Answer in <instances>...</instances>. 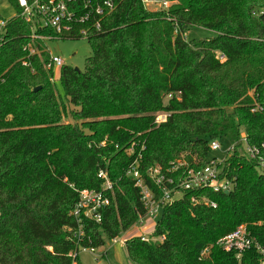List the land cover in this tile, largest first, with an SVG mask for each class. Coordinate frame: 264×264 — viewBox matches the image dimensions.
Here are the masks:
<instances>
[{
	"label": "trees",
	"instance_id": "obj_1",
	"mask_svg": "<svg viewBox=\"0 0 264 264\" xmlns=\"http://www.w3.org/2000/svg\"><path fill=\"white\" fill-rule=\"evenodd\" d=\"M7 1L18 12L16 0ZM168 1H175L168 10L148 11L140 0H117L101 31L88 36L84 70L59 69L63 97L44 68V46L28 56L27 27L16 18L7 26L0 42V264H71L79 246L102 247L145 214L126 175L133 162L158 198L164 187L147 181L148 169L176 168L167 173L176 181L205 167L209 143L221 139L236 143L223 166L232 191L182 192L155 221L152 238L163 240L131 238L125 253L131 264H256L253 252L236 261L218 241L240 225L258 238L264 232L256 226L264 223V174L239 144L241 132L250 145L264 143V0ZM191 29L212 35L186 41ZM254 105L263 112L252 114ZM158 113L167 114L165 123H154ZM99 171L112 183L109 204L100 223L82 221L77 243L71 212L79 191L100 189ZM201 197L215 208L191 201Z\"/></svg>",
	"mask_w": 264,
	"mask_h": 264
},
{
	"label": "built area",
	"instance_id": "obj_2",
	"mask_svg": "<svg viewBox=\"0 0 264 264\" xmlns=\"http://www.w3.org/2000/svg\"><path fill=\"white\" fill-rule=\"evenodd\" d=\"M116 1L16 0L18 12L12 19L20 20L27 27L29 43L26 45L25 50L28 56H34L38 54L34 45H42L46 41L62 39L78 38L87 40L90 33H99L104 15L114 8ZM140 2L148 11H166L175 4V1L168 0H140ZM11 20L0 19V42L6 33L7 26L12 22ZM22 66L28 67V64L23 62ZM62 66L63 62L59 57L51 56L48 53V62L44 64V68L47 71H52L54 76ZM250 112L252 114L262 113L263 108L259 105H254ZM166 119L167 114L158 113L155 116L154 123L160 125L165 123ZM239 144L241 154L253 163L258 173L264 174V143L250 145L247 143L244 133L241 132ZM209 148L210 151H218L221 150V145L218 144V141H212L209 143ZM235 150L236 143H229V147L224 151V157L221 160L209 159L208 164L203 168L187 169L176 181L169 178L167 174L175 172L173 171L174 168H170L167 173H164L159 167L148 169L145 173L147 181L153 184L156 189L160 190L162 185L164 187L158 198L155 197V189L148 186L141 177L136 167V161L133 162L129 166L126 175L133 180V186L138 191L139 200L145 214L139 217L138 222L130 229H138L149 222L152 223V227L150 228V233L145 232V227L141 234L132 233L130 229L125 233H120L110 239L111 246L125 248L126 242L134 237L142 241H162V237L152 238L157 211L159 208L178 199L180 196L178 198L176 196L181 195L182 192L207 189L213 193L228 194L232 191L234 178H228L223 166L226 160L234 154ZM97 178L102 182L100 189L79 191L78 201L71 212L72 217L77 222V229L74 231L77 243L84 240L82 221L90 220L100 223L102 211L109 204L107 194L112 190V183L103 171L97 173ZM191 201L215 208V204L204 197L193 198ZM256 226L264 229V223H258ZM218 244L224 251L234 253L236 261H240L245 253L253 252L257 259L256 264H264V232H259L258 238L246 225H240L234 231L221 238ZM96 249L88 246H79L78 251L69 254L71 264H79L78 255L80 252H85L92 256V260L96 263L99 260H104V264H109L106 260L108 250H104L97 256L95 254ZM207 254L208 248L203 249L200 253V258H205Z\"/></svg>",
	"mask_w": 264,
	"mask_h": 264
},
{
	"label": "rangeland",
	"instance_id": "obj_3",
	"mask_svg": "<svg viewBox=\"0 0 264 264\" xmlns=\"http://www.w3.org/2000/svg\"><path fill=\"white\" fill-rule=\"evenodd\" d=\"M14 4V3H13ZM17 13L16 7L10 4L7 0H0V19L9 21L11 20L15 14ZM212 34L203 29H191L184 33L183 38L186 41H190L193 39H203L210 37ZM45 50L51 56H57L63 62V66L77 69L82 72L85 68L86 60L91 56V49L86 39H62V40H52L46 41L42 44ZM57 74H55L53 78L56 80ZM55 86L60 94L63 97L62 88L57 81H55ZM168 98L165 99V103ZM69 110H72V107H68ZM71 121V120H70ZM218 144L221 145V150L211 151L209 154V159L221 160L224 157V151L228 149L229 143L226 140H219ZM177 167L182 165L181 162H176ZM176 171V168L173 169ZM180 195H177L178 198ZM162 208H159L156 214V219L154 221H158L162 216ZM153 221V222H154ZM147 225V226H146ZM145 232L150 233V228L152 227V223H146L142 225L140 228H132L130 231L132 233L141 234L144 230ZM128 237V236H127ZM104 250H108L107 253V262L109 264H131L126 256L125 248H119L118 246H111L110 240L104 239V244L102 247L96 249V255H100ZM79 264H104V260H99L97 263L92 260V256L88 255L85 252H80L78 255Z\"/></svg>",
	"mask_w": 264,
	"mask_h": 264
},
{
	"label": "water",
	"instance_id": "obj_4",
	"mask_svg": "<svg viewBox=\"0 0 264 264\" xmlns=\"http://www.w3.org/2000/svg\"><path fill=\"white\" fill-rule=\"evenodd\" d=\"M75 71H78L77 69H74ZM37 90H39V88H35L34 89V92H36ZM224 194H227V193H224Z\"/></svg>",
	"mask_w": 264,
	"mask_h": 264
},
{
	"label": "crops",
	"instance_id": "obj_5",
	"mask_svg": "<svg viewBox=\"0 0 264 264\" xmlns=\"http://www.w3.org/2000/svg\"><path fill=\"white\" fill-rule=\"evenodd\" d=\"M55 79V78H54ZM58 79V75H57V78H56V80ZM56 80H54V81H56Z\"/></svg>",
	"mask_w": 264,
	"mask_h": 264
}]
</instances>
